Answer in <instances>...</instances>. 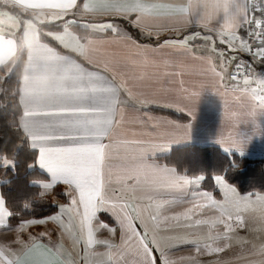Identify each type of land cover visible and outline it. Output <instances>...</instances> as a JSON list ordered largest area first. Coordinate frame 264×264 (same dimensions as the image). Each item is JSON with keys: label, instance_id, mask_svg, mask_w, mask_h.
Wrapping results in <instances>:
<instances>
[{"label": "snow or ice", "instance_id": "obj_1", "mask_svg": "<svg viewBox=\"0 0 264 264\" xmlns=\"http://www.w3.org/2000/svg\"><path fill=\"white\" fill-rule=\"evenodd\" d=\"M65 17L98 34L82 36L68 22L59 31L45 27ZM112 17L174 38L140 44ZM193 23L203 31L182 35ZM236 52L264 62V0H0V107L15 110L51 173L43 189L62 181L69 197L57 214L20 223L15 239L0 243V264H264V192L240 194L216 175L220 198L208 190L189 196L202 175L136 162L158 144L187 138L191 121L152 120L154 131L140 127L132 133L139 139L128 138L129 125L142 122L127 101L163 102L194 119L199 88L211 83L226 103L219 140L241 149L237 126L264 111V77L233 64ZM161 69L173 70L174 86L160 87ZM105 208L117 225L97 222L111 234L98 239L93 221ZM8 214L0 199V226ZM48 221L58 224L56 241L46 231L24 238L28 226ZM177 244L191 253L172 258Z\"/></svg>", "mask_w": 264, "mask_h": 264}, {"label": "crops", "instance_id": "obj_2", "mask_svg": "<svg viewBox=\"0 0 264 264\" xmlns=\"http://www.w3.org/2000/svg\"><path fill=\"white\" fill-rule=\"evenodd\" d=\"M111 20L113 21L114 24L118 25L122 31L127 32L133 39L137 40L140 44L147 45L153 48L157 44H159L162 40L174 38V37H170L167 33L162 34L160 37H156V36H152L147 33H144L140 28L133 26L127 19L123 17H112ZM124 26H128V27H131L132 29H135L138 33V38L131 35V33H129L127 28H125ZM82 27H84L86 30V33L83 34L82 36L98 34L95 32V30L91 29L88 26H82ZM72 30L75 31L74 29ZM197 31H203V29L199 25L193 23V24H190L185 29V32L182 33V35L187 34L189 32H197ZM240 33L242 36L247 35V29L245 27H241ZM192 43L202 44L204 43V41H202L200 38H196V40L193 41ZM217 46L223 47V45H220L219 42H217ZM228 54H232V53H228ZM234 55H235V59L232 62L233 64H235L236 62H240L246 67L250 66L252 70L254 71V74L257 77H264V71H261L259 62L253 61L250 54L246 52H236ZM171 71L173 70L172 69H161L160 70L159 80L162 82L160 84V87L167 88L170 86H174L176 78L174 74L170 73ZM126 107L130 112L134 113L138 117V119L142 122V124L140 125H135V124L129 125V128H128V131H129L128 138L129 139H139L140 138L138 135H132L133 132H139L140 127H143L148 132L154 131L155 125L151 123L152 120L161 121L162 123L163 122H177L180 124H184L188 121H191L187 138L169 140V141H165L162 144H158L157 146L146 150L143 156L138 157L136 159V162H141V163L147 162L157 167L172 168L178 174H182V175L201 176L202 174L195 173L193 169L191 170L190 173H186V171L184 170L182 166L177 168L176 165L166 163L164 161V157L171 154L174 148H178L182 146H194V147L217 148L221 152H224V153L234 152L239 155L245 156L252 161L261 162L264 168V111L257 110L253 117L242 120L241 123L237 126V134L242 142L241 149H237L234 147H226L219 140V136L224 126V113H225L226 103H225L224 98L220 94V92L215 90L214 86L211 83H205L199 88L198 97H197L196 104H195L194 119L190 117L187 112L178 110L167 104H163V102L149 103L146 105H138L134 101L129 100L126 102ZM150 107L167 109V110L174 111L176 113L184 114L187 117V119L185 121H179L171 117L168 114L155 112L151 110ZM231 107L234 110H239V111H244V112L247 111L246 106H241L236 102H232ZM23 135L29 147L34 149L37 153L36 162H35L36 168L43 175H45V179L31 180L30 183L32 185L38 186L41 190H44L41 185V181H51V173L46 168H44L43 166L39 164L37 160L38 149L31 146L30 141L28 140V137L24 132H23ZM174 156L178 163L180 162L182 163V156L179 150L174 152ZM186 162H188L186 163L187 165L190 163V165L188 166L193 165L192 163L193 161L189 158L186 159ZM5 165L7 166V163ZM216 175L211 176V183H210L211 186H213L214 190L216 191L215 193L213 189H209L203 186V181L205 177L202 175L203 178L200 184L198 186H189V188L186 189V195L190 196L191 191L208 190V191H211L215 196H217V198H220L219 186L216 184L215 179H214ZM4 181H5V178L2 176V174H0V184ZM57 184L62 186V190L65 192L67 198L66 200L57 199L56 201L58 202L64 201L65 203H67L69 199L67 195V191H66L67 185H65L62 181H57L56 183L52 184V187L50 189H52ZM237 191L240 194H245L244 192H240L239 190ZM0 199L4 201L2 194H1V189H0ZM4 206L7 209L5 202H4ZM57 208L58 207L56 205L55 211H57ZM176 210H181V209H176ZM205 214L212 215L213 210L205 209ZM103 216L105 217V219L103 218ZM8 218H9V214L6 217V224L4 226H0V243L7 242V238H9V236L5 233L11 231L13 227L16 226V225L10 226ZM100 221L104 222L105 224L109 226H115L117 225L116 217L110 210L106 208L99 209L97 212L96 221L95 220L93 221L95 234L98 239L111 238V234L107 231V229L102 228L97 224V222H100ZM20 223H22V221ZM191 251L192 249L189 245L177 244L174 246V251L172 252L171 257L175 259L180 256L189 255ZM201 259H206V257H202Z\"/></svg>", "mask_w": 264, "mask_h": 264}, {"label": "trees", "instance_id": "obj_3", "mask_svg": "<svg viewBox=\"0 0 264 264\" xmlns=\"http://www.w3.org/2000/svg\"><path fill=\"white\" fill-rule=\"evenodd\" d=\"M50 26L60 27L51 23L45 25L47 28ZM69 26L81 35L86 33L85 28L79 23H69ZM124 27L131 35L138 38L135 29ZM49 42L55 44L51 39ZM15 82V74H10L7 83L11 86ZM150 109L168 114L179 121L187 119L184 114L171 110L157 107H150ZM177 150L181 152L182 163H178L175 159L174 152ZM172 151L164 157V161L176 165L177 168L182 166L186 173H190L193 169L195 173L202 174L205 177L203 186L206 188L214 190L210 184L211 176L218 174L240 192H264V168L261 162L252 161L234 152L224 153L212 147L182 146ZM36 155V151L29 147L21 128L16 124L15 110L10 105L0 107V174L5 178V181L0 184V189L9 211L10 226H15L26 219L45 218L55 211L54 200L67 198L59 184L45 191L30 183L31 180L45 179V175L35 166ZM188 158L193 161L192 166H188L190 163L186 164ZM8 160L12 163L6 166ZM103 218L105 219L104 216Z\"/></svg>", "mask_w": 264, "mask_h": 264}, {"label": "rangeland", "instance_id": "obj_4", "mask_svg": "<svg viewBox=\"0 0 264 264\" xmlns=\"http://www.w3.org/2000/svg\"><path fill=\"white\" fill-rule=\"evenodd\" d=\"M65 22L72 23V24H75L77 22V23H79L80 26H87L86 24L81 23L79 21V18H77L74 21H68V17H65L62 20H57V21L50 22L51 24L60 25V27L50 26L48 28V30H50V31H59V30H62L63 27H64V25H65ZM71 30H72V27H71ZM6 163H7V166H8V165H10L12 163V161L11 160H8ZM56 200H54V203L58 207L57 208V211H55L54 213H52L48 217H51V216L57 214L59 212V210H60V204L61 203H65L64 201H59L58 202ZM31 219H33V218H31ZM23 221H25V220H23ZM18 225H16L15 227H13V229L11 231L5 233V234H7L9 236V238H7V240H9V239H15L14 230L18 227ZM45 231L48 233L49 236L52 237L53 241H56L58 239V235L57 234L59 232V227H58V224L55 221H48L47 224L30 225V226H28L27 227V231L24 233V238L25 239L27 238V232H32L33 234H36V233L45 232ZM65 237H64V241L63 242H64L65 247L67 248V247H70L71 241L70 240H67L68 239L67 236H65ZM44 240L47 241V237H45Z\"/></svg>", "mask_w": 264, "mask_h": 264}, {"label": "built area", "instance_id": "obj_5", "mask_svg": "<svg viewBox=\"0 0 264 264\" xmlns=\"http://www.w3.org/2000/svg\"><path fill=\"white\" fill-rule=\"evenodd\" d=\"M259 14V13H258ZM261 67V71H264V62L258 61ZM237 63V62H236Z\"/></svg>", "mask_w": 264, "mask_h": 264}]
</instances>
